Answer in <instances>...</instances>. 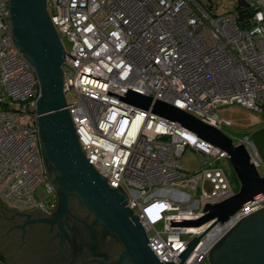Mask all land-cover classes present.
<instances>
[{"label":"built area","instance_id":"1","mask_svg":"<svg viewBox=\"0 0 264 264\" xmlns=\"http://www.w3.org/2000/svg\"><path fill=\"white\" fill-rule=\"evenodd\" d=\"M46 0L58 35L66 39L63 94L77 142L107 184L121 187L164 263L200 236L184 264H201L215 241L243 217L264 207V195L206 233L196 220L205 204L237 190L222 166L227 155L195 133L126 100L129 92L163 101L222 130L216 109H264V0ZM233 2V4H232ZM0 0V200L7 208L46 213L56 207L39 147L36 74L15 48ZM241 15V19H239ZM250 162L263 174L248 134ZM190 147L201 167L184 172L177 159ZM43 190V198L36 195ZM221 228L211 240L213 231ZM0 264H4L0 260Z\"/></svg>","mask_w":264,"mask_h":264},{"label":"water","instance_id":"2","mask_svg":"<svg viewBox=\"0 0 264 264\" xmlns=\"http://www.w3.org/2000/svg\"><path fill=\"white\" fill-rule=\"evenodd\" d=\"M7 5L4 18L12 43L33 68L39 84L36 100L39 147L45 177L55 193L56 207L49 213L37 207L18 211L5 207L0 200V260L5 264H101L87 247L91 226H97L119 244L117 259L111 264H172L160 261L147 244L137 216L126 207L128 198L121 187H110L80 149L62 89L64 50L46 10V0H7ZM244 5L242 0L237 1L238 7ZM126 100L143 109L151 107L153 113L178 122L201 140L224 151L238 180L237 191L218 203L205 204L202 217L174 224L200 226L212 220L206 233L218 223L227 222L245 204L264 195V173L250 162L244 144H235L218 128L163 101L151 104L150 97L133 92L127 93ZM248 138L264 170V125L254 129ZM72 195L85 210L86 218L80 220L71 213ZM30 211H39L46 219L21 213ZM69 216L79 224L72 223L71 233L67 226ZM199 239L200 236L191 239L177 264H184ZM208 261L210 264H264V207L233 225L208 251Z\"/></svg>","mask_w":264,"mask_h":264},{"label":"rangeland","instance_id":"3","mask_svg":"<svg viewBox=\"0 0 264 264\" xmlns=\"http://www.w3.org/2000/svg\"><path fill=\"white\" fill-rule=\"evenodd\" d=\"M231 6L232 5L227 6L225 4V0H222V5L219 7L217 12L220 14H224L231 9ZM61 42L64 48L67 49L68 43L66 39L61 38ZM215 112L217 116L219 117V119L224 122V125L221 131L224 132L226 135L230 136L233 139L235 144L243 136L250 134L257 127L264 125V109L261 113H254L239 105H229V106L219 107L216 109ZM177 162L180 164L181 169L187 173L196 172L201 167L200 159H199L197 152L190 147H187L182 152L181 156L177 159ZM222 166L225 169V172L227 173L232 186L234 187V189L237 190L239 186L238 180L235 174L233 173V170L231 169L227 159H225L224 163H222ZM43 193L44 192L40 187L36 190V195L40 199L43 198L44 196ZM225 233L226 232L221 234V236L215 241L212 247L217 243V241ZM201 264H210L208 261V252H207L205 261Z\"/></svg>","mask_w":264,"mask_h":264},{"label":"flooded vegetation","instance_id":"4","mask_svg":"<svg viewBox=\"0 0 264 264\" xmlns=\"http://www.w3.org/2000/svg\"><path fill=\"white\" fill-rule=\"evenodd\" d=\"M70 206H72V205L69 201V207ZM5 211L9 212V213L18 214L15 211H10V210H5ZM70 211L73 215L78 217L80 220H81V218H86V217H84L86 215L85 213L83 215H81V214L76 215L75 214L76 212H74L72 207H70ZM21 213H28L29 216H31V217L36 216L40 220L46 219V216L43 215L42 213H40L39 211H30V212H21ZM88 221H89V219H88ZM72 223L77 224L78 222H76L72 216H69L67 218V226H68L69 233L74 231V229L71 228ZM89 224H91V222H89ZM77 225H79V224H77ZM90 231H91V234H90V236L87 237V243H88L87 247L91 253V256H93L94 259H96L97 261L101 262V264H111L114 261H116L117 258H115V257H116V255H118V253H116V248L119 245V244H117L118 242L114 238L111 239L109 237V235H107L106 233L104 234V232H102V230H100V228H98L97 226H91ZM93 233H95L96 235L92 236ZM73 244H74V246L76 245L75 243H73ZM97 257H99L101 259H99Z\"/></svg>","mask_w":264,"mask_h":264},{"label":"trees","instance_id":"5","mask_svg":"<svg viewBox=\"0 0 264 264\" xmlns=\"http://www.w3.org/2000/svg\"><path fill=\"white\" fill-rule=\"evenodd\" d=\"M70 203H71V207L72 209L74 210V212H76L75 214L78 215V214H81L83 215L85 213V210L81 207L80 203L78 202V199L72 195L70 197ZM90 221V220H89ZM118 244V243H117ZM120 250V247L118 245V247L116 248V253H118Z\"/></svg>","mask_w":264,"mask_h":264},{"label":"bare ground","instance_id":"6","mask_svg":"<svg viewBox=\"0 0 264 264\" xmlns=\"http://www.w3.org/2000/svg\"><path fill=\"white\" fill-rule=\"evenodd\" d=\"M220 232L221 228H217L215 231H213V236L211 237V240H214Z\"/></svg>","mask_w":264,"mask_h":264}]
</instances>
